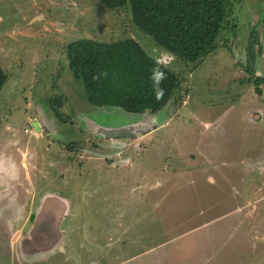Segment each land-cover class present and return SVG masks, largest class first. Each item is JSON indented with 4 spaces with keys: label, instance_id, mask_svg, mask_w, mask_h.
Wrapping results in <instances>:
<instances>
[{
    "label": "rangeland",
    "instance_id": "374dc122",
    "mask_svg": "<svg viewBox=\"0 0 264 264\" xmlns=\"http://www.w3.org/2000/svg\"><path fill=\"white\" fill-rule=\"evenodd\" d=\"M230 2L218 48L202 63L176 57L168 65L182 89L156 113L165 125L138 140H110L85 127L114 128L141 115L89 104L66 46L134 38L152 57L165 50L135 27L120 0H0L8 75L0 143L21 171L20 203L34 211L64 204L73 264H264V95L244 67L252 31L264 48V0ZM56 96L65 97L60 113L70 124L49 105ZM35 118L38 139L25 133L38 131ZM23 225L14 230L25 233ZM0 264L11 263L0 256Z\"/></svg>",
    "mask_w": 264,
    "mask_h": 264
},
{
    "label": "trees",
    "instance_id": "16d2710c",
    "mask_svg": "<svg viewBox=\"0 0 264 264\" xmlns=\"http://www.w3.org/2000/svg\"><path fill=\"white\" fill-rule=\"evenodd\" d=\"M129 7L133 23L165 51L182 60H203L218 48L233 6L230 0H120ZM262 54L257 32L250 33L248 56L244 67L253 80L251 85L259 96L264 95V79L256 77L254 64L256 47ZM69 70L85 89L86 101L97 107L120 108L131 114H156L176 101L181 92V75L169 67L162 68L166 79L160 85L164 96L157 101L149 79L157 58L134 38L102 42L93 39L73 41L66 46ZM200 63V64H201ZM196 66V65H195ZM99 80L93 76L101 73ZM8 82V75L0 64V93ZM250 82V81H249ZM64 96L48 99L56 118L70 124L60 110L66 105ZM181 103V100L179 101ZM178 103L175 102V105ZM183 104V103H182ZM181 105V104H180ZM71 124H74L73 122ZM75 143L67 146L75 152ZM94 148L98 149L97 146Z\"/></svg>",
    "mask_w": 264,
    "mask_h": 264
},
{
    "label": "flooded vegetation",
    "instance_id": "af4514ba",
    "mask_svg": "<svg viewBox=\"0 0 264 264\" xmlns=\"http://www.w3.org/2000/svg\"><path fill=\"white\" fill-rule=\"evenodd\" d=\"M32 205L33 203L30 207L31 217L23 225L25 233L16 234L9 231L0 234V256L7 258L11 264L42 262L68 264L72 262L71 249H66L69 241L67 237L65 240L66 235L61 230L60 212L64 204L61 205L53 200L49 203H42L40 209H35V211Z\"/></svg>",
    "mask_w": 264,
    "mask_h": 264
},
{
    "label": "crops",
    "instance_id": "0c3cea01",
    "mask_svg": "<svg viewBox=\"0 0 264 264\" xmlns=\"http://www.w3.org/2000/svg\"><path fill=\"white\" fill-rule=\"evenodd\" d=\"M36 107H37V110L40 111V116H42L43 118L45 117L44 120L41 119V121H43L44 123L47 116H44L46 114L41 113L42 107L39 102L37 103ZM4 109H5L4 104H1L0 105V129H1V126H3L4 120L6 118V115L4 114ZM252 112L256 113V111H252ZM40 116L38 115L39 119H40ZM33 121L38 131L32 130V132H30L31 135L29 133H26V131L25 133L30 135L33 138L38 139L37 137L42 136L39 134L41 130L40 123L37 118L33 119ZM9 130H11L10 127H8V131ZM1 136H2V132L0 131V137ZM1 144L2 143H0V145ZM25 156H27L26 153H25ZM20 172L21 171L17 167V165L10 160V156L7 153V147L2 148V145H1L0 146V234H3L4 232H9V231L17 234L18 231H15L14 228L16 227L21 228V225L24 224V220L21 219V217L23 216V214H27L28 210L29 211L31 210L30 209L31 205L29 204L28 200L25 201L24 204L20 203V199H24L22 198L21 192L17 189L18 186L22 184L20 180ZM25 192L27 195L30 194L28 193L29 192L28 189ZM13 204H16L14 209H18V210L16 212L15 210L14 212L13 211L8 212V208L13 207ZM21 209H22L21 213L17 216L18 211ZM13 213H16V214H13Z\"/></svg>",
    "mask_w": 264,
    "mask_h": 264
},
{
    "label": "water",
    "instance_id": "95a60500",
    "mask_svg": "<svg viewBox=\"0 0 264 264\" xmlns=\"http://www.w3.org/2000/svg\"><path fill=\"white\" fill-rule=\"evenodd\" d=\"M256 55V61L254 64L255 75L256 77L264 79V48L262 54H260L257 47ZM157 116L158 115L155 114V116L152 118L146 117V115L142 114L139 120L133 119V121L130 123L120 125L114 128H110L108 126H101L93 121H90L88 123V126L85 127V130L87 132L90 131V133L95 135V137H99L102 139L138 140L143 138L144 135L165 125L159 122Z\"/></svg>",
    "mask_w": 264,
    "mask_h": 264
},
{
    "label": "clouds",
    "instance_id": "9594fccd",
    "mask_svg": "<svg viewBox=\"0 0 264 264\" xmlns=\"http://www.w3.org/2000/svg\"><path fill=\"white\" fill-rule=\"evenodd\" d=\"M239 58V57H238ZM174 53L164 51L160 57L155 60V67L152 68L149 79L152 82L153 91L157 101L161 100L164 96V89L160 87L163 81L167 78L166 73L162 68H167L169 64L175 61ZM101 76H107V73H101L93 76V80H99Z\"/></svg>",
    "mask_w": 264,
    "mask_h": 264
},
{
    "label": "built area",
    "instance_id": "2783aa9c",
    "mask_svg": "<svg viewBox=\"0 0 264 264\" xmlns=\"http://www.w3.org/2000/svg\"><path fill=\"white\" fill-rule=\"evenodd\" d=\"M30 132H32V130L28 128V129L26 130V133H30Z\"/></svg>",
    "mask_w": 264,
    "mask_h": 264
}]
</instances>
